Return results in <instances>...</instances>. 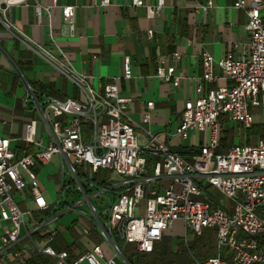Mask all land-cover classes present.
<instances>
[{
  "label": "built area",
  "instance_id": "1",
  "mask_svg": "<svg viewBox=\"0 0 264 264\" xmlns=\"http://www.w3.org/2000/svg\"><path fill=\"white\" fill-rule=\"evenodd\" d=\"M24 1L0 0V8L1 3ZM109 2L99 0L101 6ZM162 4L157 0L155 8L147 6L148 14ZM233 5L247 15L249 42L237 57L201 53L196 95L184 101L168 139L139 125L148 139L140 142L129 115L130 98L119 94L114 77L103 89H95L91 75L77 69L61 48L57 58L42 47L45 60L76 85L83 98L44 94L38 99L26 84L25 102L38 110L48 141L36 135L33 121L25 123L21 137L30 149L20 154L11 147V138L0 134V264L21 255L16 244L23 229L29 236H40L36 250L52 258L47 264H134L133 255L152 252L175 220L183 223L184 234L190 230L201 236L205 228L214 230V253L198 256L188 248L189 264H264V136L260 133L254 141L248 134L246 141L218 150L227 124L237 123L236 137L240 128L254 126L253 107H259L264 129V0H235ZM62 13L72 36L74 9L63 6ZM0 20L9 28L1 14ZM170 57L176 61L180 52L175 50ZM173 61L167 64L165 56L159 57L154 75L177 86L182 76ZM130 76L125 56L123 77ZM146 105L150 108L153 101ZM148 118L146 113L143 119ZM195 132L201 136L191 158L172 147L174 139L185 140ZM53 156L58 158L59 181L55 200L49 202L39 188L38 168ZM102 167L121 177L108 181L93 176ZM209 185L223 195L222 200L215 201L204 191ZM26 190L31 191L35 210L22 208L15 200V193ZM100 198L106 199L102 208L92 201ZM67 213L76 218L64 228L75 231L82 248L74 256L52 244L60 232L58 220ZM91 232L100 241H92Z\"/></svg>",
  "mask_w": 264,
  "mask_h": 264
},
{
  "label": "crops",
  "instance_id": "2",
  "mask_svg": "<svg viewBox=\"0 0 264 264\" xmlns=\"http://www.w3.org/2000/svg\"><path fill=\"white\" fill-rule=\"evenodd\" d=\"M142 1V5H132L131 0H110L105 6L99 0H25L8 6L1 3V17L10 26L0 20V134L11 138V147L17 154L30 149L21 139L27 121L34 122L36 135L43 142L49 139L38 110L25 102L26 84L35 89L38 99L44 94L83 98L77 86L45 60L42 47L57 58L61 48L77 69L91 75V86L95 89H103L114 77L119 94L130 98L129 115L134 123L168 139L184 101L196 95V77L203 70L201 53L208 51L215 58L227 54L237 57L249 42L247 15L243 9L234 7L235 0H212L210 5L208 0H163L160 9L151 16L147 6L155 8L157 0ZM63 6L74 9L72 36L63 20ZM175 50L180 57L173 61L170 53ZM125 56L130 60L129 78L123 77ZM162 56L167 64L173 61L175 72L181 74L177 86L172 80L154 75L156 60ZM149 100L153 101L150 108L146 105ZM146 113L147 121L143 119ZM224 133L219 151L234 142V131L230 138H225ZM172 143L175 150L188 158L192 149L198 150L193 145L186 146V139H174ZM38 169L39 188L47 199L48 185L55 186L57 191L58 158ZM14 197L22 208L36 209L30 190L15 193ZM65 215L76 218L75 213ZM64 226L60 224V232L52 244L58 249H68L74 256L82 249L81 244L75 231ZM2 227L0 220V233ZM89 238L100 241L95 232ZM40 240L37 234L29 236L23 229L16 244L21 255L9 257L8 264L51 262L52 258L36 250ZM212 250L211 254L215 245Z\"/></svg>",
  "mask_w": 264,
  "mask_h": 264
},
{
  "label": "rangeland",
  "instance_id": "3",
  "mask_svg": "<svg viewBox=\"0 0 264 264\" xmlns=\"http://www.w3.org/2000/svg\"><path fill=\"white\" fill-rule=\"evenodd\" d=\"M260 111L259 107H253L252 112L254 113V118H255V123L252 128H249L248 130H241L240 131V136L236 137L234 136V143L238 141H246L247 140V135L249 134L250 138H253L255 141L256 138L260 135L261 133V125L259 124V114L258 112ZM134 126V131L135 134L138 136L140 142H146L148 139L146 135L143 133L141 128L137 125V123H133ZM226 130L224 135L226 137H232V131L237 127V123L235 122H230L229 125L227 124ZM200 133H193L190 134L189 137L186 139V146L193 145L194 147H198L199 142H200ZM192 137H194V140H192ZM57 156H53V159L55 161ZM55 168V171H57V168ZM93 176H97L100 180H110L114 181L119 179L121 176L117 174L114 170H106L105 168H100L96 174L93 173ZM47 194L49 195L47 197L48 201H53L55 200L56 197V190L55 186L48 185L47 186ZM207 194H209L215 201L222 200L223 195L213 186H207L204 190ZM73 196V194L70 192L69 197ZM99 208H102L103 205L106 202L105 198H100V200H92ZM225 203H228L227 200H224ZM145 199H143L142 205L144 206ZM71 219V216L69 215H63L59 220V224H66L69 220ZM166 236L163 238L162 242L165 245H171V249L173 252L180 253V255H183L186 253L187 260H188V248L192 250L196 255H209L213 252V247H214V230L213 228H205L203 234L201 236H196L193 232L190 230H187L186 233L184 234V227L183 223L181 220H175L174 224L172 227L168 228L166 230ZM132 244L129 245V251L130 253L132 251ZM203 251V252H202ZM179 255V256H180ZM134 264H142L143 258L141 253H136L133 255Z\"/></svg>",
  "mask_w": 264,
  "mask_h": 264
},
{
  "label": "trees",
  "instance_id": "4",
  "mask_svg": "<svg viewBox=\"0 0 264 264\" xmlns=\"http://www.w3.org/2000/svg\"><path fill=\"white\" fill-rule=\"evenodd\" d=\"M261 134L264 136L263 128L261 129ZM141 254L143 258L142 264H189L186 253L180 255V253L173 252L171 247L163 244L162 241L155 245L152 252Z\"/></svg>",
  "mask_w": 264,
  "mask_h": 264
}]
</instances>
